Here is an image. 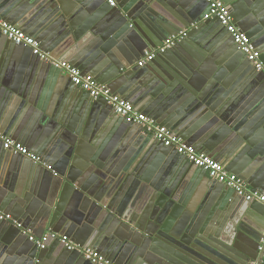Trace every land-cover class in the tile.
Masks as SVG:
<instances>
[{"label": "crops", "instance_id": "1", "mask_svg": "<svg viewBox=\"0 0 264 264\" xmlns=\"http://www.w3.org/2000/svg\"><path fill=\"white\" fill-rule=\"evenodd\" d=\"M220 1L223 3L222 0ZM224 1H228L223 4L228 7L234 24L253 41L252 44L264 60V0ZM4 2L5 0H0V4ZM63 2L66 6H70L69 4L73 1L64 0ZM155 3H152L156 7L153 10L163 11L170 14L169 16L173 15L172 17L180 20L182 28L179 29V32L185 31L187 33L185 37L187 43L184 45L187 49L184 50L191 51L200 60L193 67L187 63L188 68H184L183 74H188L190 79L194 80V84H197L198 95L205 98L203 99L204 102L207 101L211 104L213 111L221 110L225 120L230 121L231 124H234V113L239 117L241 123L238 122L237 132L242 131L247 135V138H249L247 145L241 144L235 137H229L226 127H222V121L218 120L215 114L211 112L210 116H206L207 109H204L199 101L200 106L195 105L192 110L184 107L183 103L175 106V110L174 108L169 110V116H167L171 117L169 124H166L168 120L166 116L163 120L158 119L129 102V99H132V93L137 92L138 87H141L139 85L140 80L132 78L131 75L138 72L137 74H140L141 78H147L146 76H150V73H141L140 70H145L146 67L147 70H156L153 61L143 67H138L137 63L144 57L146 52L155 51L159 47L144 48L142 39L137 32L121 33L118 31L114 34L109 52L107 54L99 52L95 56L99 63L103 62L101 68L92 69L86 73L73 65L69 58H60L57 52L48 51L41 47L40 42L32 32L10 24L5 17L1 14L0 16L8 24L18 27L26 35L35 39L42 51L59 61L68 62L83 74L90 75L99 84L106 86L115 95L129 102L137 111L169 129L173 135L191 146L195 151L211 158L216 157V161L226 171L238 176L244 180L252 191L264 196V167H261V169L259 167L252 168L244 177L239 174V171L246 173L247 168L249 169L246 162L252 161V157L258 156V154H253L251 150L264 149V85L261 75L248 63L220 26L214 23L202 25L204 23H202L201 17L206 10V4L203 0H181L178 3L173 0H156ZM89 16V14L85 17L77 16L79 20L74 24L75 29ZM38 18L40 19L41 16ZM44 21L42 20V23ZM192 22L199 23L200 29L198 31L189 32L187 30L186 25ZM201 28H204V31ZM160 33L162 36V32ZM64 40L63 44L67 45V42L69 43L68 39ZM6 44L7 41L5 43L0 41V54L3 56L2 62L4 63L2 77L22 83L23 91L20 90V96L16 99L10 121L5 123L4 126H0V132L3 136L24 146L31 154L40 157L47 166L51 167L50 174L46 173L48 171L46 168H44L46 171L41 173L42 184L40 187L51 176L60 178L61 172L64 176L72 178L78 186L79 184L84 186V184L78 181L75 182V179L88 180L94 189L92 193L93 200L102 203L100 207L105 211L100 216L93 217L94 222H97L96 228L104 224L105 228L110 227L112 229L116 226L119 227V225H117L114 214L112 218L109 217L112 214L110 213L111 210H118L119 213L121 212L120 214H123L124 210H129L132 215H138L137 210L146 202L150 190L156 188L168 191L179 187L177 190L179 191L180 204L177 209H174V207L178 204H174L170 208L166 220L170 225L169 228L173 230V234L191 241L192 235L190 233L198 229L199 207L205 201V195L208 194V191L215 186L206 175L175 155L171 151L172 149L161 147L150 138H143L139 131L136 133L131 129L127 130V125H125L127 121L116 114L111 113L104 121L103 117H99L102 114L101 110H105L103 107H98L95 110L97 112L96 119L89 118L88 115L86 118L79 117L82 120L83 131L86 126L90 127L91 131L94 130L84 134L81 130L78 132V140L74 141L75 145L72 150L79 149L81 152L80 157L74 156L75 158L70 159V156H65L62 151L65 148L63 140L62 146L59 141L54 140L52 144L47 143L45 145L48 149L42 150L43 148L39 142H48V139L54 137L49 126L48 116L59 114V118L68 119L71 123L76 122L79 119L75 115L73 107L76 108L79 104L77 98H84L79 96L74 89L70 91V94L66 91L68 86L71 85L72 88L73 85L63 73L58 75L54 71V73L44 71V67L36 65L37 61L32 58V55L26 56L23 52H16L10 49L11 47H6ZM162 56L174 60L179 65L186 61L179 49H172V47L167 49ZM124 66L126 68H123ZM36 112L40 115H36ZM100 120L104 124H101ZM247 123L250 125L248 127L249 131H245ZM65 129V126L60 128L63 131ZM60 130L57 137L60 135ZM69 135L64 139L65 141L74 134L70 133ZM222 137L224 138L221 140ZM0 149V154L4 160L10 157L16 160L15 155L11 152L4 151L2 147ZM237 149H240V151L250 150L247 154L242 152L237 158V154L240 152ZM88 155L89 157H87ZM213 159L215 160V158ZM132 167L135 169V176L125 172L132 169ZM111 174L115 176L112 177ZM128 176H130V179L126 180ZM118 177L120 181H118ZM79 187L75 190L78 195H74V190L71 191L70 202L66 201L69 203H65L67 205L65 206L66 209L60 215L61 219H66L71 225H74V217L69 214L71 212L81 214L82 208L89 203L84 199ZM49 191L50 187L47 189L45 197L40 196V199L36 194L32 196L30 200L34 203L35 212L43 206L41 198H44V200L48 198ZM59 191L60 189L53 195V197L56 195V201H59ZM18 199L24 200L25 196ZM213 202L212 211H215L219 202L216 199ZM239 202L242 201L239 200ZM230 204L231 201H225L221 208L223 211L230 212L229 221L225 222L226 226H230L236 216L235 211L233 212L234 207L231 208ZM212 211L210 210V213ZM0 212L10 215L19 224L26 225L28 232L34 238H39L46 233V231L40 232L36 229H30L35 215L28 219L24 215H16L2 210V208H0ZM119 221L121 222V219ZM240 226L244 235L241 237L248 256L251 257V261H254L253 259L256 258L255 244L258 243L261 236L264 238V215L258 218L246 214ZM82 228H88V230L82 232ZM89 229L92 228H89L88 225L84 227L74 226L70 232L66 230L68 233L64 232L61 235H66L72 242L83 248L97 251L114 264H147L134 263L138 261L136 254L127 258L129 262L124 260L121 263L117 258H111L113 254H111L107 245L95 242V238L91 236L92 233L90 234ZM202 231L206 233V230ZM110 235L114 236L112 233ZM63 248L56 241H50L44 250L42 255L44 257L40 264H66L69 255ZM116 250L121 251V248ZM145 252V261L151 260V254H155L151 246L146 247ZM157 255L165 256L168 253L161 249ZM167 258L174 260L170 255ZM157 259H161L166 263L161 257Z\"/></svg>", "mask_w": 264, "mask_h": 264}, {"label": "water", "instance_id": "2", "mask_svg": "<svg viewBox=\"0 0 264 264\" xmlns=\"http://www.w3.org/2000/svg\"><path fill=\"white\" fill-rule=\"evenodd\" d=\"M63 1L64 0H5L4 3L0 4V14L5 17L10 24L17 25L19 28L32 32L40 42L41 47L45 50L57 52L60 58H69L73 65L86 73L90 72L92 69L101 68L103 62L99 63L95 56H97L99 52H104L106 54L109 52V49L112 47V37L118 31L121 33L137 32L142 39L141 41L143 42L144 48H154L160 46L167 37L176 35L179 29L182 28L180 20L172 17L173 15L169 16L170 14L164 13L163 11L153 10V8L156 7L152 5V3L156 4V0H117L115 7H110L106 0H72L73 2L69 4L70 6H66ZM173 1L175 3L181 2V0ZM222 1L225 4L228 2ZM237 1L245 2V0ZM87 14L90 16L86 18L84 22L82 21L75 29L74 24L79 20L77 16L85 17ZM203 15L201 18L204 24L202 25L214 23L220 26L217 20H203ZM39 16H41L40 19L38 18ZM42 20L45 21L42 23ZM184 25L186 24L184 23ZM186 26L189 32L194 30L198 31V29H200L199 23L197 24L195 22L189 23V25ZM201 29L204 31V28ZM221 29L228 35L223 27H221ZM160 32H162V36ZM165 32L167 33L165 34ZM228 37L230 38L229 35ZM64 39H68L69 43L67 42V45L63 44L65 41ZM0 41L4 43L7 41L6 47H11L10 49L16 52H23L26 56L32 55V58L37 61L36 65L44 67V71H48L49 73L55 72L58 75L62 74L60 70L40 61L38 57L32 54L29 47L16 46L2 35H0ZM250 41L253 42L251 39ZM186 43L187 38L176 43L172 47V49H179L181 54H183L184 60H186L180 63V65L174 62V60L162 56L166 53V50L163 54H156L153 60V65L156 70H147V67L144 68L145 70H140L141 73L149 72L150 76L141 78L142 76L137 74L138 72H134V74L131 75L132 78L140 80L139 85L141 87H138L136 90L137 92L132 93L133 96L131 97L132 99H129V102H131L133 106L139 107L143 112L163 120L165 116H169V110L173 108L175 110V106H179L183 103L185 105L184 107L192 110L193 106H200L198 104L199 101L202 103L204 109H207L206 116H210L211 112L215 114V117L222 121V127H226L229 137H235L241 144L247 145V143H249L247 135L242 131H239V133L237 132L238 122L241 123L239 117L234 113V124H231L230 121L225 120L221 110L213 111L211 104L207 101L204 102L203 99L205 98H202V95H198L197 84H194V80L190 79L188 74H183L182 71H184V68H188V64L193 67L197 65V61H200L191 51L184 50L187 49L184 46ZM65 48L67 49L64 51ZM198 52L201 54L199 49ZM260 59L264 61L261 55ZM2 61L3 56L0 54V126H4L5 123L10 121L11 112L14 109L16 99L20 96V90L23 91L22 83L2 77V69L4 67ZM123 68H126V66ZM69 82L71 83L70 80ZM66 89L69 94L70 91L74 89L79 96L84 98H77L79 99V104L76 108L73 107V111L79 120L71 123L68 119L65 120L63 117L59 118V114H54L53 116L47 115L49 126L54 137L48 139V142H39V144L42 146V150H45L48 149L45 147L47 143L52 144L53 141L56 140L59 141L62 146L63 140L65 142V148L62 150L63 154L73 159L75 158L74 156H81L79 149L72 150L75 145L74 141L78 140V132L81 130L84 134L94 131L93 129L91 131V128L88 126H86L83 131L82 120L79 117L86 118L88 115L89 118L96 119L97 112H95V110H97L98 107H103L105 109L101 110L102 114L99 116L103 117L104 121L108 115H111V113L115 115V113L104 101L92 99L86 92L78 89L74 85L72 88L70 85ZM36 115H40V113L36 112ZM167 118L166 124H169L171 117ZM100 122L104 124L101 120ZM128 123L129 122L125 124L127 125V130L131 129L136 133L139 131V134L143 138H150L163 147L162 143L156 141L152 135L144 133L140 126ZM64 126L66 129L64 131L60 130V128ZM249 126L250 125L247 123L245 131H249ZM59 130L61 132L57 137ZM70 133L74 135H71V137L65 141L64 139L69 137ZM55 137H57V139H55ZM223 138L224 137H222L221 140ZM218 140L220 141V139ZM225 144H227V142H225ZM0 147H2L1 141ZM237 150L240 151V149ZM249 150L250 149H244L238 152L237 158L242 152L247 154ZM171 151L175 153L174 150ZM251 151L253 154H258V156H251L252 161L246 162L249 165V169L247 168L246 173L238 170L240 172L239 174L243 177L245 174L247 175L252 168L259 167L261 169V167H264V149H252ZM11 154L13 153L11 152ZM175 155L177 154L175 153ZM87 157H89V155ZM180 158L184 159L182 157ZM213 158L216 160V157ZM15 159L16 160L10 157L4 160L0 154V208L16 215H24L28 219H31L32 216L35 215V219L30 227L31 230L36 229L40 232L46 231V233L57 232L61 235L64 232H70L74 226L84 227L88 225L89 228H92L89 229V231L90 234L92 233L91 236H94L95 242L101 245H107V248H109V251L113 254L111 258H117L121 263L124 260L129 262L127 258L129 256L132 257L134 254L138 257V261L134 263L142 262L147 264H248L251 261V257L248 256L246 246L241 237L244 235L240 224L243 222L246 214L258 218L263 217V205L258 202H247L243 200L238 197L233 190L222 184L211 181L201 169L195 167L198 171L206 175L215 186L208 191V194L205 195V201L199 207L198 229L190 233V235H192V240L189 241L173 234V230L169 228L170 225L166 220L170 208L174 206V204H178L174 207V209H177L180 204V199H178L179 191L177 190L179 187L174 190L167 189L168 191L154 188L150 190L143 206L137 210L139 213L138 215H132L129 210H124V213L120 214L121 212L119 213L118 210L113 209L109 217L112 218L114 214L119 227L116 226L113 229L110 227L105 228L103 224L101 227L96 228L97 222H94L93 217L96 215L100 216V214L105 211L100 207L102 203L93 200L92 193L94 189L88 180H83L82 178L75 179V182L78 181L84 184V186L79 184V187L74 183L72 178L64 176L63 172H61L60 178L51 176L49 180H45L43 186L40 187L42 184L41 173L46 171L44 169L45 166H43V164L34 163L32 160L20 155H15ZM184 161L186 160L184 159ZM43 163L45 162L43 161ZM188 164L194 167L190 163ZM125 172L129 175L134 174L135 176L134 167ZM46 173L50 174V171ZM110 176L114 177L115 175L111 174ZM117 179L120 181L119 177ZM128 179H130V176H128L126 180ZM49 187L50 191L48 198L45 200L41 198L43 206L35 212L34 203L30 199L34 194H36L39 199L40 196L45 197ZM78 187L84 199L89 203L82 208L81 214L77 212H71L69 214L71 217H74V225H71L66 219H61L60 215H62L63 210L66 209V204L70 202V197H72L71 191L74 190V195H78L77 191H75ZM59 189V201H56L57 197L56 195L53 197V195ZM224 190H226V192H224ZM24 196V200L18 199L24 198ZM235 197L242 202L240 203ZM214 199L218 200L219 204L215 211H212ZM225 201H231L230 207H234L233 212L235 211L234 213L236 215H234L235 219L230 226H226L225 224V222L229 221L230 212L221 209ZM208 209L212 212L210 213ZM0 214L2 213L0 212ZM203 217L204 219H202ZM119 219H121V222ZM66 230L69 231L66 232ZM86 230H88V228H82L81 231L85 232ZM202 230H206V233ZM110 233L114 236L110 235ZM30 236L32 235L28 233L26 225H21L20 228H17L10 222L0 220V264L42 263L44 250L38 249L36 244L29 240ZM262 239L264 238L261 236L258 243L255 244L256 258H252L253 260H258L260 258L257 248ZM60 245L64 247L62 244ZM148 246L153 248L156 255L159 250L162 249L167 252L168 255L172 256L174 260L167 258L168 255H157L156 257L155 254H151V260L145 261V250ZM118 248H121V251H117L116 249ZM66 252L69 255L66 264H90L75 251ZM159 257L166 263L161 259H157Z\"/></svg>", "mask_w": 264, "mask_h": 264}, {"label": "built area", "instance_id": "3", "mask_svg": "<svg viewBox=\"0 0 264 264\" xmlns=\"http://www.w3.org/2000/svg\"><path fill=\"white\" fill-rule=\"evenodd\" d=\"M110 7H115L117 0H106ZM206 4V12L203 20H217L230 36L233 44L243 54L246 60L251 63L256 72L262 75L264 82V61L260 59L259 51L254 47L250 39L244 34L233 22L229 9L219 0H203ZM0 35L4 36L8 41L16 46L29 47L32 54L53 68L60 70L78 89L86 92L94 100H102L109 106L113 112L125 121L140 126L143 132L150 134L154 139L162 143L163 147L175 151V153L184 158L194 167L203 170L207 177L214 182L224 185L234 191V193L247 202H258L264 207V196L252 191L247 184L238 176L229 173L224 167L211 157L195 151L178 137L173 135L169 129L157 124L154 120L145 114L137 111L129 102L115 95L106 86L99 84L90 75L83 74L79 69L68 62L59 61L48 53L42 51L38 42L32 37L26 35L21 29L8 24L0 16ZM187 33L180 31L176 35L167 37L161 45L152 52H146L144 57L137 63L138 67H143L155 58L156 54H163L167 49L173 47L176 43L183 41ZM0 141L2 148L10 151L15 155L24 156L34 163L43 164L48 171L51 167L47 166L40 157L31 154L21 144L3 136L0 132ZM0 220L12 223L17 228L21 224L17 223L10 215L0 214ZM25 233L24 231H22ZM29 233V232H28ZM29 240L36 244L40 250H45L50 241H56L62 244L66 251H75L90 264H114L112 261L90 248H83L72 242L66 235L48 232L39 238L29 237ZM258 260L250 261L248 264H264V239L257 248Z\"/></svg>", "mask_w": 264, "mask_h": 264}]
</instances>
